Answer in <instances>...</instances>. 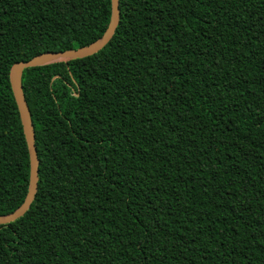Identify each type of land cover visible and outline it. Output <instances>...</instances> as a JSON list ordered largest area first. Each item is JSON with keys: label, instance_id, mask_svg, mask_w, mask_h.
I'll return each instance as SVG.
<instances>
[{"label": "trees", "instance_id": "16d2710c", "mask_svg": "<svg viewBox=\"0 0 264 264\" xmlns=\"http://www.w3.org/2000/svg\"><path fill=\"white\" fill-rule=\"evenodd\" d=\"M120 10L99 52L23 73L39 183L0 224V264H264V0ZM111 15L0 0V215L31 172L12 65L90 44Z\"/></svg>", "mask_w": 264, "mask_h": 264}, {"label": "water", "instance_id": "95a60500", "mask_svg": "<svg viewBox=\"0 0 264 264\" xmlns=\"http://www.w3.org/2000/svg\"><path fill=\"white\" fill-rule=\"evenodd\" d=\"M120 18V0H112V15L110 23L105 33L97 40L78 48L41 52L28 59L18 61L12 65L10 70V82L19 109L23 130L29 149L31 172L29 189L24 203L13 212L0 215V224H8L25 215V213L30 209L38 191L40 159L38 157V151L36 147V137L31 111L23 89L22 78L24 71L30 67L84 58L99 52L110 42L114 36L119 25Z\"/></svg>", "mask_w": 264, "mask_h": 264}, {"label": "rangeland", "instance_id": "374dc122", "mask_svg": "<svg viewBox=\"0 0 264 264\" xmlns=\"http://www.w3.org/2000/svg\"><path fill=\"white\" fill-rule=\"evenodd\" d=\"M34 54V50L31 48V50L25 52V57H31Z\"/></svg>", "mask_w": 264, "mask_h": 264}]
</instances>
